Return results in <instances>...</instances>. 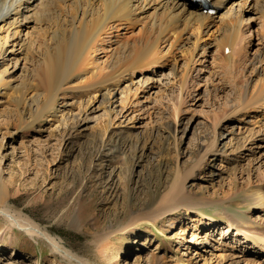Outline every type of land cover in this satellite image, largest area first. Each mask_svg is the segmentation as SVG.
<instances>
[{"label":"rangeland","instance_id":"rangeland-1","mask_svg":"<svg viewBox=\"0 0 264 264\" xmlns=\"http://www.w3.org/2000/svg\"><path fill=\"white\" fill-rule=\"evenodd\" d=\"M231 3L244 9L234 66L215 46L231 32L226 6L211 14L206 35L197 36L192 24L184 49L183 37L168 51L169 42L161 44L159 62L154 56L132 70L105 100L102 89L83 86L98 78L117 42L138 38L142 24L117 27L87 51L89 71L71 77L48 107L47 92L27 75L41 66L47 5L23 23L22 34L39 41L26 56L7 43L0 66V75L8 69L0 84V178L8 188L0 204V264H264L260 246L237 235L221 213L264 227V205H246L247 193L264 191V106L258 99L239 105L242 90L252 96L264 78V9L252 10L250 0ZM195 36L201 40L194 49ZM209 144L216 152L201 163ZM189 169L193 179L185 184ZM172 185L185 186L201 205L154 217ZM13 219H27L40 235Z\"/></svg>","mask_w":264,"mask_h":264},{"label":"bare ground","instance_id":"bare-ground-1","mask_svg":"<svg viewBox=\"0 0 264 264\" xmlns=\"http://www.w3.org/2000/svg\"><path fill=\"white\" fill-rule=\"evenodd\" d=\"M210 1L209 4L206 0H0V31L3 29L5 33V36L0 39V66L6 63L5 49L8 45L7 43L11 44V53L18 47V49H22V53L24 51V56H26L33 43L39 41L37 38L35 42H32V40L27 37L28 34H22L21 29L23 28L21 27L25 26L23 23H26L32 16H35L40 9H45L47 5L45 12L49 29H45L46 31L41 34L42 38L40 37L43 43V53H38L37 50L38 58H42L41 66L34 74H30V71H27V75H29L30 78H34L35 82L47 92L45 107L52 105L57 94H62L67 90L63 88V86L71 77L77 72H87L86 69L89 68L87 67L89 64L88 61L92 59L88 57L90 55L87 51H90V48H96L98 46L97 43L102 42L107 35H111L113 30L117 27L121 28L122 26L127 27L128 25L134 26L135 24H142L138 38L135 40L133 39L134 41L132 43L129 41L128 43L117 42L116 46H114L111 51V59L107 66L102 68L103 70L98 74V78L92 80L90 84L83 86V88L93 89L96 87V89H102L105 92L102 98H105V100L111 98L112 92L118 89L117 85L119 82L132 70L139 69L141 66H144V64L147 66V63L150 62L154 56L156 57L155 61L159 62V59L164 56L163 54V56H159L160 52L158 53L161 44L169 42L168 51L183 37L181 40L183 45L179 48L184 49V46H187V43L190 42L191 37H184V35L192 24H198L199 35L197 36L202 34L206 35L209 32V26L213 24L211 23L213 18L211 17L209 9H214V13H216V9H225L226 6H229L225 16L231 20V23H227L228 29L231 32L227 36L223 35L221 38H217L215 40V46L216 44L218 47L222 46L225 59L230 67H232L234 66L233 61L236 55V53L233 52H239L237 49H240L238 48L239 46L235 49L237 46L236 43L238 42L236 41L235 43V36L239 34L240 28L243 26L244 9L238 6L239 10H233V3H231L233 0ZM242 1H244L245 4L249 2V0ZM249 6L252 7V10L264 9V0H250ZM225 20L227 21V19ZM200 40V37L195 36V40L192 44L194 49L197 46V42ZM206 44L207 43L202 45L203 50ZM234 44L235 50L232 51ZM226 50L228 51L227 54L225 53ZM155 53L158 54L156 55ZM192 59L193 57L190 58V60ZM16 67L17 61H15L13 65L14 70ZM227 67L229 66L227 65ZM7 71L8 69L5 68L3 75H0V84L6 80ZM25 72L26 70L24 73ZM123 81H125V79ZM6 84L8 83L6 82L5 85ZM254 88V93H251L252 96L249 97H246V87L242 90L243 95L241 94L239 96V99H241L239 105H245L247 107L252 104V100L258 99L261 105L264 106V78L259 79L258 83L254 85ZM22 89L28 91L33 89V85L25 84L22 86ZM25 91L21 90L22 97L25 96ZM38 98L39 94L37 93L31 99V103L36 105ZM200 152L199 159H201L200 162L203 163V160L207 158L208 154H214L213 152L216 151L214 150L213 144H209ZM192 174L193 172L191 169L184 172V175L187 177L185 184L187 181L193 179ZM6 189L8 188H6V185L0 178V204L5 200ZM188 194L189 193L185 190V186L172 185L169 190L162 195L160 202L165 201V203L161 205L162 207L158 208L154 217L159 218L164 212H169L170 215L176 213L178 206L185 208L187 212H192L197 206L201 205V202L196 197L191 199ZM246 205L263 207L264 191L255 188L247 193ZM221 213L227 216L228 223L230 222V225L235 228V233L237 235L250 238L251 243L254 246L259 245L264 252L263 226L261 227L259 224H254L244 219L238 220L234 215L227 214L225 209L221 211ZM9 218L13 217L9 215ZM134 218H138V216L134 215ZM18 220L19 221H15L13 219L12 221L18 226L26 228L31 235H40V231L37 227H34L35 225L27 219ZM136 222H139L138 219H134L133 222L127 225L126 228L124 227L123 230H130V227L132 225L134 226ZM46 239L52 243L55 251L62 252L57 242H54L53 239L49 237Z\"/></svg>","mask_w":264,"mask_h":264}]
</instances>
